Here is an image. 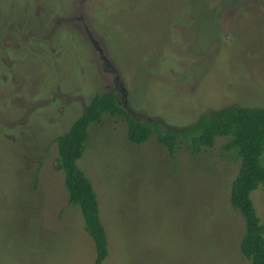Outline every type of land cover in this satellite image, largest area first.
Returning <instances> with one entry per match:
<instances>
[{
    "label": "rangeland",
    "instance_id": "1",
    "mask_svg": "<svg viewBox=\"0 0 264 264\" xmlns=\"http://www.w3.org/2000/svg\"><path fill=\"white\" fill-rule=\"evenodd\" d=\"M77 12L134 111L177 126L207 108L264 106V0H0V264H93L53 138L115 87ZM155 135L131 143L107 113L87 126L76 164L105 231L101 264H249L225 139L171 159ZM250 199L264 227V185Z\"/></svg>",
    "mask_w": 264,
    "mask_h": 264
},
{
    "label": "trees",
    "instance_id": "2",
    "mask_svg": "<svg viewBox=\"0 0 264 264\" xmlns=\"http://www.w3.org/2000/svg\"><path fill=\"white\" fill-rule=\"evenodd\" d=\"M126 103L131 112L116 101L112 92L100 91L83 105L67 131L53 138L56 149L54 166L62 174L67 203L78 209L83 230L93 243V264H101L107 255L106 236L99 220L94 190L76 160L87 137V126L98 122L102 113L125 121V137L131 143H142L155 132L156 141L171 159L181 145L195 155L211 148L216 138H224L220 146L222 150L238 158L227 197L228 204L239 213L243 222L238 249L249 264H264V227L250 199V192L258 185H264V166L259 159L264 149V106L207 108L190 122L175 126L160 118L142 115Z\"/></svg>",
    "mask_w": 264,
    "mask_h": 264
},
{
    "label": "water",
    "instance_id": "3",
    "mask_svg": "<svg viewBox=\"0 0 264 264\" xmlns=\"http://www.w3.org/2000/svg\"><path fill=\"white\" fill-rule=\"evenodd\" d=\"M66 20H68V19H66ZM85 29H86V27H85ZM85 32H86L85 35H86L87 39L91 42L93 48L96 50L97 56H98V58L100 60V62H99L100 71L102 73H105V74L106 73L111 74L112 78L116 80L119 77V75L117 74L114 66H112V64L109 62V60L102 53V50H101V48L98 45V42L95 39H93V37L91 36L90 32L87 31V30ZM122 89L124 90L123 86H122ZM121 105L127 111L131 112L130 109L128 108L125 100L121 103Z\"/></svg>",
    "mask_w": 264,
    "mask_h": 264
},
{
    "label": "flooded vegetation",
    "instance_id": "4",
    "mask_svg": "<svg viewBox=\"0 0 264 264\" xmlns=\"http://www.w3.org/2000/svg\"><path fill=\"white\" fill-rule=\"evenodd\" d=\"M73 19H75L76 21H79L80 22V24H81V27H82V30H83V32H84V34L86 33L85 31L87 30V31H89L88 30V28H87V26L82 22V17L80 16V13L79 12H77V14L75 15V16H73V17H71V18H69V20H73ZM86 27V29H85V27ZM90 32V31H89ZM91 34V33H90ZM86 36V35H85ZM92 36V35H91ZM97 60H98V63L100 62V60H99V58H98V56H97ZM102 73V72H101ZM104 74V73H103ZM106 74H108V73H106ZM111 75V74H110ZM108 76H109V74H108ZM110 82L114 85V89H115V93H113L114 94V97H115V99H116V101L118 102V103H122L124 100L126 101V102H128L127 101V99H126V93H125V91L122 89V83H121V81H119V78H117L116 80L115 79H113L112 78V76H111V78H110ZM106 89H109L108 88V86L106 85V87H105ZM127 104V103H126Z\"/></svg>",
    "mask_w": 264,
    "mask_h": 264
}]
</instances>
